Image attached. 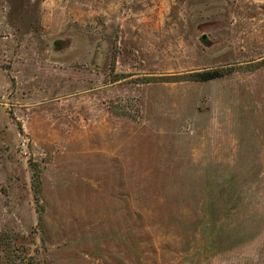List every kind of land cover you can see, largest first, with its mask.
Here are the masks:
<instances>
[{"label": "rangeland", "instance_id": "1", "mask_svg": "<svg viewBox=\"0 0 264 264\" xmlns=\"http://www.w3.org/2000/svg\"><path fill=\"white\" fill-rule=\"evenodd\" d=\"M0 264H264V0H0Z\"/></svg>", "mask_w": 264, "mask_h": 264}, {"label": "trees", "instance_id": "2", "mask_svg": "<svg viewBox=\"0 0 264 264\" xmlns=\"http://www.w3.org/2000/svg\"><path fill=\"white\" fill-rule=\"evenodd\" d=\"M199 75H200V80H207V79L214 78V77L218 76L217 74H213L210 72H202V73H199Z\"/></svg>", "mask_w": 264, "mask_h": 264}]
</instances>
